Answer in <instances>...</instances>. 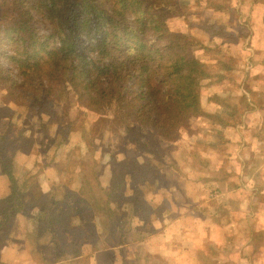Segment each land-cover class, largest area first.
I'll use <instances>...</instances> for the list:
<instances>
[{
	"label": "trees",
	"instance_id": "trees-1",
	"mask_svg": "<svg viewBox=\"0 0 264 264\" xmlns=\"http://www.w3.org/2000/svg\"><path fill=\"white\" fill-rule=\"evenodd\" d=\"M182 4V0H3L0 92L7 103L0 104V119L6 118L8 124L0 130V171L10 187V194L0 200L3 225L18 212L37 207V218L48 224L45 228L55 239L54 232L61 231L81 230L86 235L97 218L117 219L118 214L117 226L122 228L131 216L148 210L135 196L118 200L116 194L125 183L121 161L112 166L107 188L89 193L80 184L71 191L72 206L64 211L57 207L55 184L43 192L35 177L16 180L13 158L33 145L17 109L25 106L40 117H50L51 96L63 88L91 111L111 110L112 120L126 131L128 114L139 111L133 136L144 140L149 134L155 148H160L156 144L160 140L182 141L192 123L202 129L201 122L207 125L210 114L202 102L214 104L219 98L201 92L210 77L205 59L214 58L209 54L213 49L173 27L172 22L183 16ZM128 90L145 94L148 103L137 105L131 99L121 104L114 99L121 93L119 101L124 102ZM129 157L136 166L138 157L145 162L141 155ZM112 202L120 213L111 211ZM59 221L73 222L76 229L61 227Z\"/></svg>",
	"mask_w": 264,
	"mask_h": 264
},
{
	"label": "crops",
	"instance_id": "crops-1",
	"mask_svg": "<svg viewBox=\"0 0 264 264\" xmlns=\"http://www.w3.org/2000/svg\"><path fill=\"white\" fill-rule=\"evenodd\" d=\"M240 18L249 20L248 16ZM260 21L264 25V18ZM253 36L248 31L246 41L236 48L252 55V59L258 51L252 43ZM257 63L264 67V60ZM238 96L247 108L235 106L236 119L220 128L222 133H215L212 140L201 136L206 129L202 121L203 132L189 133L182 141L165 145L167 151L171 148V153L163 152L165 161L158 166L157 162L155 167L148 165L146 157L142 158L145 162L137 158L143 166H136L129 156L124 157L121 162L125 183L117 198L121 201L136 195L143 207L154 206L151 212L140 210L142 215L131 216L122 228L117 226L120 214L117 219L97 218L88 234L82 235L81 230L61 231V235L54 232L55 239L52 231L45 228L48 224L37 218L40 212L37 207L18 212L5 225L0 215V264H264V203L260 204L264 197V105L257 99L264 92ZM3 103L7 102L0 92V104ZM205 103L208 109L209 103ZM242 109L252 112L251 125L246 129L254 131H248L252 133L248 141L236 130L243 124L239 119ZM7 124L6 118L0 119V130ZM233 135H237L235 140L231 139ZM34 148L35 141L28 152L15 154L14 178L35 177L43 192L51 184H59L57 207L60 211L69 209L73 202L71 191L75 190L71 179L56 171L61 164L58 167L54 160L47 161L39 172L33 171L37 160ZM128 162L141 174L139 183L132 181L131 173L125 168ZM111 174L108 170L103 180L99 176L101 189L110 185ZM9 194V182L0 171V200ZM67 197L69 203L67 199L66 204H61ZM115 204L110 203L111 211L120 213L122 210H117ZM122 208L126 209L127 205L123 204ZM58 224L76 229L73 222Z\"/></svg>",
	"mask_w": 264,
	"mask_h": 264
},
{
	"label": "rangeland",
	"instance_id": "rangeland-1",
	"mask_svg": "<svg viewBox=\"0 0 264 264\" xmlns=\"http://www.w3.org/2000/svg\"><path fill=\"white\" fill-rule=\"evenodd\" d=\"M2 3L3 0H0V6ZM182 3L183 16L172 22L173 27L177 31L191 33L196 42L208 45L213 49L209 51V54L213 55L214 58L205 59L210 77L206 79L205 84V80L203 81V88L201 89L202 93L220 96L219 101L214 103L216 107L209 103L208 109H206L204 102L201 106L210 111V114L206 116L208 124L201 136L204 139L212 140L215 133H222L220 128H225L227 124L233 123L236 119L235 106L247 108L238 95L264 92V83L262 82L264 80V67L257 63L264 60V25L260 21L261 18H264V0H182ZM246 16L249 20L240 18H246ZM258 28L260 35L257 32ZM247 30L251 37L254 34L252 43L258 50L254 59H252V55H245L244 52L236 50L238 45L246 41ZM231 37L238 38L231 40ZM251 61H254L253 66H250ZM128 92L130 94L126 96L124 102L119 101L121 93L118 96L115 94L114 99L121 104L130 103L131 99H134L137 105L148 103L145 94L141 95L139 91L134 94H131L130 90ZM221 95L223 96L221 97ZM263 97L257 99H261L259 102H263L264 105ZM202 98V101H205V96ZM50 101L52 108L50 117L46 114H42L40 117L33 108L25 106H19L17 109L22 116L26 135L35 141L34 150L37 160L32 170L39 172L41 168H45L47 161L54 160L59 164L58 167L61 164L60 168L55 170L61 171L64 178L71 179L70 182L74 189L82 184L89 193L101 191L103 188L101 189L99 176L103 180L108 170L111 171L112 165L115 166L116 163L125 160L124 157L126 156L141 155L142 158L145 156L148 159V165L152 164L155 167L156 162L158 166L159 162L165 161L164 153H171V148H168L167 151L165 145L172 142L173 139L171 141H157L156 144L160 148L154 147L149 134L148 137H145V141L135 139L133 134L136 123L139 122L137 117L139 111L136 113L135 110L132 114H128L130 124L128 131H126L112 120L113 113L111 110L107 109L108 112L105 111L104 113L91 111L82 105L81 100L73 93H67L66 89H57L53 92ZM259 102L255 100L254 103L259 104ZM242 111L239 119L242 120L243 124L236 130L242 139L248 141L251 140L250 137L252 136V133L250 134L248 131H254L252 128L246 129L248 125H251L252 112L249 113L246 109H242ZM146 116L147 113L144 112L143 118L146 119ZM145 123H147L146 120L142 124ZM192 126L193 123L190 130L192 134L202 130ZM143 128L145 127L143 126ZM236 137L237 135H233L231 139L235 140ZM175 142L180 141L176 140ZM125 165V168L131 173L132 181L139 183L141 174L139 175L136 168L129 162ZM258 168L259 166L255 169ZM249 170H251V166ZM257 171L263 174L259 170ZM151 173H148V176ZM57 188L61 189L59 184ZM151 190L149 187L148 191ZM133 196L138 198L136 195ZM67 199L69 203V197L64 198L63 202L60 203L66 204ZM250 201L251 199L248 202ZM263 203L264 197L260 201V204ZM151 207L154 206L149 205V212L153 209Z\"/></svg>",
	"mask_w": 264,
	"mask_h": 264
}]
</instances>
